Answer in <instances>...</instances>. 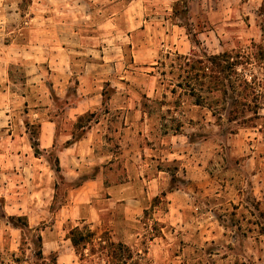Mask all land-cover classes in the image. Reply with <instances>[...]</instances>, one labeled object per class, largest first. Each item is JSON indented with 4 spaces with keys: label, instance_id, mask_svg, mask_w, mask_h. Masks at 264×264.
Returning a JSON list of instances; mask_svg holds the SVG:
<instances>
[{
    "label": "clouds",
    "instance_id": "9594fccd",
    "mask_svg": "<svg viewBox=\"0 0 264 264\" xmlns=\"http://www.w3.org/2000/svg\"><path fill=\"white\" fill-rule=\"evenodd\" d=\"M17 2L19 0H0V13L4 16L5 25L8 21L16 22L19 19ZM261 2L161 0L159 5L148 4L146 7L150 10L155 6L156 17L161 23L165 22L164 17H168L169 26L180 24L188 37L193 38V43L184 52L186 58L202 54L204 45L201 42L198 47L196 41H200L201 35L210 29L223 34L224 25L231 17L230 22L234 25L231 35L240 38L243 34L238 48L243 62L233 65L229 79L251 90L252 96L256 97L253 110L258 116L257 123L264 127V60L256 55L258 48L264 46V39L259 38L258 29L253 23L264 20V16L257 15ZM173 5L178 6L179 15L168 11ZM57 7H62L57 4V0H42L41 4H34L32 10L54 11ZM9 11L11 16L8 15ZM28 15L30 12L11 31L0 28V49L5 53V64L8 63L9 54L14 61L18 56L24 57V62L31 60V76L39 68L35 62L41 58L40 49H33L29 43L25 46L32 49L29 55L24 48L18 47L14 36L31 31L33 22L28 19ZM156 17L150 16L153 21ZM243 17H252L249 21L251 28L244 23ZM249 38L255 39L257 47L248 43ZM5 39H11L7 48L3 47ZM44 75L40 69L39 75L33 78L39 80ZM31 83L30 80L29 85ZM17 91L24 92L27 89L17 86ZM119 92L128 94L129 90L125 88ZM57 94L60 99L56 104L44 98L48 108L40 110L39 118L33 112L22 116L17 111L23 103L19 96L13 100L12 109L8 108L7 97L3 105V110L11 111L17 121L29 119L39 124L50 119L55 125L54 136L33 138L42 160L51 169L50 173H41L30 156L15 157L16 144L12 145L11 155L6 153L4 162L0 164L3 169H7L10 159L18 170V174L9 175L0 171V194L7 197L8 210H19L30 218L22 235L24 246L20 254L24 257V264H45L48 261L66 264L65 257L69 254L72 255V264H105L106 257L100 251L92 255L82 245L78 246V254L73 251V245L69 243L72 236L66 238L64 235L73 228H78L81 234L94 230L96 240L93 244H102L100 234L106 233L105 239L123 243L134 253L146 249V255L140 256L141 264H264V234L255 226L256 217L246 212L244 219L236 226L230 225L225 219L223 228L217 222L224 208L231 202L244 201L246 197H254L264 209V132L259 128L253 130L254 135L248 134L247 130L238 132V125L231 122L230 111L220 110L211 100L208 106L199 107L187 102L179 112L173 114L177 123L175 140L171 134L167 138L158 135L148 120L139 124L133 112L129 131L122 138L121 133L113 132L117 138L114 143H119L121 150L127 149L132 153L127 158L132 162L126 163L124 175L113 182L112 174L108 171L112 167L110 162L114 159L113 154L107 149L95 151V154L82 153L73 137L79 139L74 131L78 115L96 112L101 124L106 125L108 117L104 115V110L109 109L110 114H115L119 106L113 107L110 102L102 103L98 96L93 103L81 97H65L62 91ZM158 97L159 90L156 94ZM212 99L217 100L219 97L213 93ZM123 107H129L127 100L123 101ZM213 112L216 115H212ZM4 119L7 122L11 117ZM133 124L137 132H144L143 136L130 131ZM92 126L101 133L105 130L95 122ZM13 128L22 131V125L16 122ZM129 140L132 141L131 148H128ZM149 140L151 146H148ZM68 141L73 143L69 144ZM97 147V144H93L94 150ZM69 148H72L71 152ZM18 160L26 162L27 167L21 168ZM86 181H95L96 189L88 199L77 201L74 194ZM37 191L43 199L32 195ZM168 192L179 197L175 203L177 213L174 216L167 212L168 200L164 194ZM126 193H131V196ZM158 194L163 201L159 209L153 202ZM182 207H192L196 211L194 214L186 212L181 220L179 210ZM161 219L165 221L163 227L167 229L166 240L155 238L161 227ZM248 220L252 223L248 224ZM60 224L63 225L62 229L58 227ZM261 224L264 225V221ZM154 225L156 231H153ZM212 225H215V234L209 239L208 232ZM20 242L19 234L9 235L6 230L0 231V258L11 257V246L19 245ZM36 251H42L43 257L36 258Z\"/></svg>",
    "mask_w": 264,
    "mask_h": 264
},
{
    "label": "rangeland",
    "instance_id": "374dc122",
    "mask_svg": "<svg viewBox=\"0 0 264 264\" xmlns=\"http://www.w3.org/2000/svg\"><path fill=\"white\" fill-rule=\"evenodd\" d=\"M41 3L42 0H19L17 2L19 19L16 22L8 21L7 25L3 23L4 16L0 13V28L11 31L16 28L17 23L24 19L25 14L30 12L28 19L33 22L31 31H24L14 34V36L18 47L24 48L29 55L32 54V49L25 47L29 43L33 45V49L39 48L41 55V58L35 62L39 65L37 72L30 76L29 64L32 63L31 60L24 62V57L18 56L14 61L9 54L8 63L5 64V53L0 49V164L4 162L6 153L11 155L12 145L16 144L18 147L14 151L15 157L30 156L41 173L46 171L50 173L51 169L42 160L33 138L55 135V125L50 119L39 124L29 119L17 121L11 111L3 110L5 97H7L9 109H12L15 97H21L23 103L17 111L22 116H28L29 112H33L39 118L40 110L48 108V104L44 103V98L46 97L52 104H56L60 99L57 94L60 91L65 97H81L93 103L98 96L102 103L110 102L113 107L119 106L116 107L115 114H110L109 109L104 110V115L108 117L106 125L101 124L96 112L88 111L83 115H78L74 131L79 139L76 140L75 136L73 139L82 153L93 152L95 154V151L105 149L112 153L114 159L110 162L112 167L108 171L112 174L113 182H116L124 175L126 163L132 162L127 159L132 153L127 149L121 150V145L114 143L117 138L113 132L121 133L122 138L123 134L129 131V125L132 124L133 112L139 124L148 120L152 122V127L161 137L167 138L171 134L174 140L177 139V132L166 131L161 126L162 123H171L172 115L175 112L167 110L173 109L174 103L162 102L159 105L162 110L149 115L147 112L144 113V109H148L145 102L148 104L151 102H147L145 97L156 98L158 90L159 97H161L164 85L159 80L163 77L162 71L169 68L167 63L164 65L161 61L168 62L169 57L184 54L185 50L193 43V38L188 37L187 32L180 24L173 23L169 26L168 17H164L165 22L161 23L159 17H156L157 8L155 6L150 10L146 7L148 4L159 5L161 0H57V4L62 7H57L54 11L32 10L34 4ZM177 7V5H173L168 11L173 15H179ZM8 15L11 16V11ZM257 15L264 16V0L257 10ZM150 16L156 17V19L153 21ZM243 20L249 28L252 27V24L249 23L252 17H243ZM230 21L231 17L229 22L224 25L223 34L210 29L201 35L200 41H196L198 47L201 42L203 43L204 47L201 51L215 54L226 49L239 48L243 34L240 38L232 36L234 25ZM253 23L258 29L259 38L264 39V20ZM114 37H119V39ZM253 42L255 39H248L250 45ZM10 43L11 39H5L3 47H9ZM40 69L46 75L36 80L33 76L39 75ZM117 73L119 74L118 78L116 77ZM30 80L32 81L31 85H29ZM17 86L27 89V91L18 92ZM125 88L129 90L128 94L119 92L120 89ZM142 89L143 91H141ZM171 99L172 97L168 95L167 100ZM124 100L128 101L127 109L123 107ZM188 102L197 107L200 106L196 103V96H192ZM79 116L82 118L79 119ZM122 116L123 118H121ZM5 117H11V119L5 122ZM257 120L247 123L234 121L233 123L238 125V132L247 130L248 134L254 135L253 130L257 128L264 132V127H260ZM14 122L22 125V131L14 130ZM93 122L105 130L102 133L98 132L92 126ZM130 131L135 132L138 136L144 135V132L136 131L134 124ZM68 143L72 144L73 142L68 141ZM93 144L98 145L95 150ZM148 146H151L150 140ZM163 146L162 143L161 148ZM131 147L132 141L129 140L128 148ZM35 149H38L37 153H35ZM139 150V148L136 149L137 152ZM69 151L71 152L72 148H69ZM141 158L143 159V156ZM7 163L8 168L3 169L0 166V171L5 175L18 174L16 164H13L10 159ZM18 163L21 168L27 167L26 162L18 160ZM92 167L97 166L93 165ZM48 179L51 183V175ZM96 186L95 181H86L85 185L75 192V199L77 201L88 199ZM126 194L131 196V193ZM32 195L40 196L43 199L39 191ZM164 196L168 200L167 212L173 216L176 215L175 203L179 199L178 195L168 192ZM156 197H159L158 202L155 200ZM156 197L153 198V202L159 209L163 201L159 194ZM195 211L196 209L192 207H182L179 210L180 219L183 220L186 212L194 214ZM246 212L257 218L255 226L259 228L261 234H264V225L261 224V221H264V209L261 208V202L254 197H246L244 201L231 202L223 209L222 215L217 217V222L221 223L222 228L225 219L230 225L236 226L244 219ZM11 216H23L27 219L28 224L30 223V218L23 212L9 211L7 197L0 194V231L6 230L9 235L19 234L21 236L20 244L11 246V257L0 258V264H9V261L10 264H20L16 261V257L20 255L22 231L16 225L23 226L24 220L12 219ZM159 223L161 227L155 238L166 240L168 239L167 229L163 227L165 221L161 219ZM175 223L174 221L173 226ZM251 223L252 221L248 220V224ZM58 227L62 229L63 225L60 224ZM214 229L215 225H212V229L208 232L209 239L214 236ZM153 231H156L155 225ZM64 235L68 238L69 232H65ZM73 251L75 252L74 247ZM146 252V249H142L140 254L146 255ZM65 262L72 264L71 254L65 257Z\"/></svg>",
    "mask_w": 264,
    "mask_h": 264
},
{
    "label": "trees",
    "instance_id": "16d2710c",
    "mask_svg": "<svg viewBox=\"0 0 264 264\" xmlns=\"http://www.w3.org/2000/svg\"><path fill=\"white\" fill-rule=\"evenodd\" d=\"M251 46L257 47L255 42ZM201 53L194 58H186L184 54H176L174 57H169L168 62L161 61L164 65L166 63L169 65L168 70L162 71L163 77L159 80L164 85V88L162 89L161 97L154 99L145 97L146 101L151 102V104L145 102V106L148 109H144V113L147 112L149 115H153L158 110H162L159 107L162 102L174 103V108L168 109V112H179L192 96H196V103L200 106H208V102L211 100L212 104L217 105L220 110L228 109L232 115L231 122L247 123L258 119L253 110L256 97L252 96L251 90L229 79L232 75L233 65L243 62L238 49H226L215 54H209L204 51H201ZM256 55L259 59L264 60V46L258 48ZM234 84L235 86H233ZM213 93L219 99H212ZM168 95L172 97L169 101L167 100ZM255 106L259 107L258 104ZM212 114L216 115L215 112ZM80 118L82 116H79ZM161 126L166 131L177 132L175 116L172 115L171 123H162ZM37 152L38 149H35V153ZM155 200L158 202L159 197H156ZM11 218L24 220L23 226L16 225V227L21 228L23 235V229L29 225L27 219L23 216H11ZM73 233H76V235H73ZM69 236H72L71 243L77 254L78 246L82 245L92 255H96L97 251L104 253L106 257L105 264H141L140 253H134L130 247L123 243H117L110 238L105 239L106 233L100 234V239L103 240L102 244H93V241L96 240L94 230L81 234L78 228H73L69 232ZM40 239L43 238L40 237ZM23 246L24 241L22 239L20 253ZM34 256L42 258L43 252L36 251ZM134 256L136 257L135 259ZM16 261L24 264V257L20 254L16 257ZM45 264H55V262L48 261Z\"/></svg>",
    "mask_w": 264,
    "mask_h": 264
}]
</instances>
